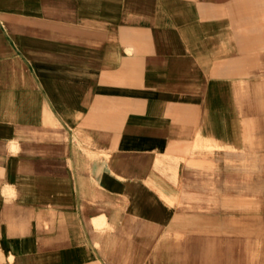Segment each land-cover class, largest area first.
<instances>
[{"label": "crops", "instance_id": "obj_1", "mask_svg": "<svg viewBox=\"0 0 264 264\" xmlns=\"http://www.w3.org/2000/svg\"><path fill=\"white\" fill-rule=\"evenodd\" d=\"M257 109L264 0H0V264H191Z\"/></svg>", "mask_w": 264, "mask_h": 264}, {"label": "rangeland", "instance_id": "obj_2", "mask_svg": "<svg viewBox=\"0 0 264 264\" xmlns=\"http://www.w3.org/2000/svg\"><path fill=\"white\" fill-rule=\"evenodd\" d=\"M256 111V123L264 124V110ZM243 151L245 169L252 166L253 174L243 173L240 165L224 168L225 196H197L190 206L193 214L212 219L182 232L170 245L171 252L185 255L191 264H264V132L250 133ZM256 178L260 180L257 193L249 195L241 185ZM233 180L237 196L228 195L233 192ZM221 199L223 205L217 203Z\"/></svg>", "mask_w": 264, "mask_h": 264}]
</instances>
